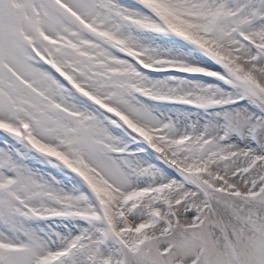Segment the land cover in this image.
<instances>
[{"label": "snow or ice", "instance_id": "obj_1", "mask_svg": "<svg viewBox=\"0 0 264 264\" xmlns=\"http://www.w3.org/2000/svg\"><path fill=\"white\" fill-rule=\"evenodd\" d=\"M0 264H264V0H0Z\"/></svg>", "mask_w": 264, "mask_h": 264}]
</instances>
